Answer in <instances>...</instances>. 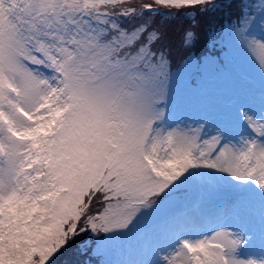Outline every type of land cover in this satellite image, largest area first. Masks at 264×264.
Returning <instances> with one entry per match:
<instances>
[{
  "label": "snow or ice",
  "instance_id": "obj_1",
  "mask_svg": "<svg viewBox=\"0 0 264 264\" xmlns=\"http://www.w3.org/2000/svg\"><path fill=\"white\" fill-rule=\"evenodd\" d=\"M197 8L224 15L259 87L173 119L165 18ZM73 245L264 264V0H0V264H65Z\"/></svg>",
  "mask_w": 264,
  "mask_h": 264
},
{
  "label": "rangeland",
  "instance_id": "obj_2",
  "mask_svg": "<svg viewBox=\"0 0 264 264\" xmlns=\"http://www.w3.org/2000/svg\"><path fill=\"white\" fill-rule=\"evenodd\" d=\"M178 14L185 16L183 11ZM178 14L174 16L173 20H165V26L170 32L178 33L176 46L169 44L171 50L175 51L171 53L172 99L169 103V106H173V108L168 106L166 111L172 115L173 119L197 120L209 111L229 106L230 101L235 98L238 85H252L258 89V75L252 70L242 54L230 44L225 33L221 31L222 21L215 29H212L207 38L200 43H195L197 48L194 46L185 49L180 45L179 31L187 27L188 23L187 19H180ZM185 17L189 19V17ZM222 19H224V15ZM160 21L156 24H160ZM219 48H223L224 54L218 51ZM237 65L251 72L255 81L245 79L242 70L238 69ZM190 73L201 79L198 87L192 86L188 81L187 75ZM209 73H213L215 76L207 75ZM98 256L102 257L100 264H103V261L108 258L103 255Z\"/></svg>",
  "mask_w": 264,
  "mask_h": 264
},
{
  "label": "trees",
  "instance_id": "obj_3",
  "mask_svg": "<svg viewBox=\"0 0 264 264\" xmlns=\"http://www.w3.org/2000/svg\"><path fill=\"white\" fill-rule=\"evenodd\" d=\"M148 1H150V0H148ZM195 11L197 12V15L195 17V21H193L190 18L188 19L181 14H178V17L180 19H187L186 21L188 23L187 27H184L183 29H181L179 31L180 32L179 39H180V37L183 34L185 29H187L189 27H193V29L196 32L197 37H198L196 43H200L203 39H205L209 36L212 29H215V27L218 24H220V21L223 22V19H222L223 15L220 13H217V14H211V13L200 14L198 11V8ZM173 18L174 17H168V18H165V20L166 19L173 20ZM155 20H156L155 23H157L158 21L161 20V17L156 16ZM165 27H166V31L168 34V43L176 46V40H177L176 36L178 33L177 32L172 33V32H170V30L168 29L167 26H165ZM195 48H197V46H195ZM222 49L223 48H219L218 51L222 52ZM172 52H175V51L171 50V53ZM192 76H193V80L198 78L194 74H192ZM85 239H87L86 235L79 237L77 240V243H79L80 241L85 240ZM74 248H75V245H73V248H71L69 250V252L64 256L63 259L65 261V264H83L84 261H88L87 259H91V264H94L96 261H98V259L94 255H92L90 251H89L88 255L81 256V255L76 254V252L74 251Z\"/></svg>",
  "mask_w": 264,
  "mask_h": 264
}]
</instances>
